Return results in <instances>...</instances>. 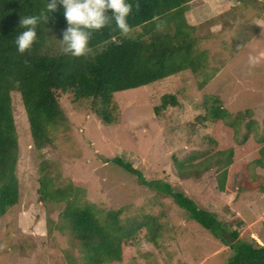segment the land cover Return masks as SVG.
Returning <instances> with one entry per match:
<instances>
[{"label":"rangeland","instance_id":"rangeland-1","mask_svg":"<svg viewBox=\"0 0 264 264\" xmlns=\"http://www.w3.org/2000/svg\"><path fill=\"white\" fill-rule=\"evenodd\" d=\"M185 14L193 26L183 27L192 42L191 65L116 91L113 123L95 115L91 99L74 101L64 94L65 118L52 129L51 143L38 149L19 95L12 94L18 196L0 213V264H88L69 230L52 229L65 207L54 190L70 182L83 188L77 200L89 202L100 220L106 211L121 209V258L102 264H226L229 246L154 185L163 182L216 214L238 238L262 245L264 0H192ZM160 23V31H172V25ZM141 31L137 26L128 36ZM49 35L46 49L57 53L61 37L53 30ZM165 94L173 95L175 103L168 100L156 110ZM215 97L230 111L231 125L218 130L202 120ZM115 156L153 184L140 183L135 173L111 161ZM41 178L50 182L45 200L40 198ZM134 223L143 224L138 228ZM67 251L76 260L69 263Z\"/></svg>","mask_w":264,"mask_h":264},{"label":"trees","instance_id":"trees-1","mask_svg":"<svg viewBox=\"0 0 264 264\" xmlns=\"http://www.w3.org/2000/svg\"><path fill=\"white\" fill-rule=\"evenodd\" d=\"M191 1L129 0L132 8L127 22L130 29L141 26L142 31L132 36H122L110 20L103 28L92 33L89 40L91 51L73 57L64 54L61 49L54 54L46 49L48 36L51 38L49 32L56 31L62 37V31L67 27L59 3L56 10L50 11L47 23L38 25L32 47L20 53L14 44L15 36L21 30L18 27L20 15L38 14L44 10L46 0H0V213L15 204L18 196L15 171L19 149L12 94L19 95L32 141L38 149L51 143L52 129L65 118L60 106V96L64 94H71L74 101L79 98L91 99L95 115L103 123H113L111 103L116 91L148 84L191 65L192 42L183 29L193 27L184 16ZM108 14H111V10H108ZM161 21L172 25V31H160ZM168 100L175 103L173 95L165 94L155 109L165 107ZM218 101L215 97L209 102L207 115L202 119L214 125L216 130L221 125H231L228 122L230 111ZM111 161L135 173L140 183L153 184L121 157L115 156ZM40 181V198L45 200L48 194L45 187L50 182L42 178ZM154 185L187 211L190 218L229 246L232 254L226 264H264V238L262 245L238 238L236 230H226L216 214L199 208L190 196L173 191L165 182ZM223 185L224 181L221 180L219 187L222 190ZM54 191L60 196L56 200L64 201L65 207L60 214L61 221L53 224L52 229L60 232L69 230L74 236L73 240L79 244L81 257L88 264L119 260L122 242L120 230L124 233L118 221L121 209L106 211V218L100 220L96 210L88 205L89 202L82 204L77 200L78 192L84 191L82 187L70 182L65 187H56ZM49 223L51 226V221ZM134 224L139 228L143 223ZM65 254L69 263L76 260L68 251Z\"/></svg>","mask_w":264,"mask_h":264},{"label":"clouds","instance_id":"clouds-1","mask_svg":"<svg viewBox=\"0 0 264 264\" xmlns=\"http://www.w3.org/2000/svg\"><path fill=\"white\" fill-rule=\"evenodd\" d=\"M63 9L67 27L59 39L61 51L73 57L88 54L89 40L93 32L100 30L109 21L115 23L122 36L130 32L127 17L132 5L129 0H46L44 10L38 14L20 15L18 27L21 29L14 39L16 50L20 53L30 49L37 37V27L47 23L50 11ZM111 10V14H108Z\"/></svg>","mask_w":264,"mask_h":264},{"label":"crops","instance_id":"crops-1","mask_svg":"<svg viewBox=\"0 0 264 264\" xmlns=\"http://www.w3.org/2000/svg\"><path fill=\"white\" fill-rule=\"evenodd\" d=\"M184 16H185V19H186L187 15L185 14ZM186 21H187V20H186ZM188 23H189V22H188Z\"/></svg>","mask_w":264,"mask_h":264}]
</instances>
